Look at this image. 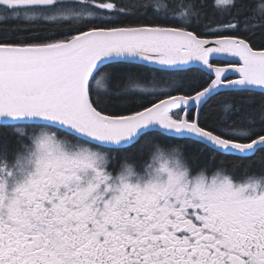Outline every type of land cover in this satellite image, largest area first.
<instances>
[{
    "label": "snow or ice",
    "instance_id": "snow-or-ice-1",
    "mask_svg": "<svg viewBox=\"0 0 264 264\" xmlns=\"http://www.w3.org/2000/svg\"><path fill=\"white\" fill-rule=\"evenodd\" d=\"M256 30L264 0H0V264H264V167L207 160H264Z\"/></svg>",
    "mask_w": 264,
    "mask_h": 264
},
{
    "label": "trees",
    "instance_id": "trees-1",
    "mask_svg": "<svg viewBox=\"0 0 264 264\" xmlns=\"http://www.w3.org/2000/svg\"><path fill=\"white\" fill-rule=\"evenodd\" d=\"M207 3L211 4L212 0H207ZM207 11L209 13V18L215 19V17L212 16L211 8L207 9ZM252 39L257 45L264 44V31L256 30L252 34ZM188 75L192 79H199L202 74L194 71V72L189 73ZM227 95L228 94L225 93L224 96H222V97L214 98L212 110L209 113L213 118H215L218 115L220 104L223 103V100L225 99V97H227ZM252 99L254 100L255 104H259L261 99H264V96H262L259 93H256L253 95ZM194 148H195V146H191V147H189L188 151H193ZM257 156H258L257 159H254V161H252V162H251L252 158L250 160H239L235 157L224 156V155L217 156L214 161L210 157H208L207 160H208V163L213 167L218 166L221 163H223V165L226 168H228L230 170H234L235 172H239L242 170L245 171L246 169L258 170L261 167H264V160H262L260 158L261 154L258 153Z\"/></svg>",
    "mask_w": 264,
    "mask_h": 264
},
{
    "label": "flooded vegetation",
    "instance_id": "flooded-vegetation-1",
    "mask_svg": "<svg viewBox=\"0 0 264 264\" xmlns=\"http://www.w3.org/2000/svg\"><path fill=\"white\" fill-rule=\"evenodd\" d=\"M257 157H258V156L253 157V158L251 159V162L254 161V159H257ZM254 170H256V169H254ZM244 172H245V171L242 170V171H239V172H235V174L237 175V177H239V176H241Z\"/></svg>",
    "mask_w": 264,
    "mask_h": 264
},
{
    "label": "water",
    "instance_id": "water-1",
    "mask_svg": "<svg viewBox=\"0 0 264 264\" xmlns=\"http://www.w3.org/2000/svg\"><path fill=\"white\" fill-rule=\"evenodd\" d=\"M229 78H232L231 76Z\"/></svg>",
    "mask_w": 264,
    "mask_h": 264
}]
</instances>
